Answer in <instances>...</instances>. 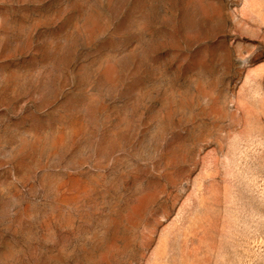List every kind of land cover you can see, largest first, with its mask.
<instances>
[{
  "label": "rangeland",
  "instance_id": "rangeland-1",
  "mask_svg": "<svg viewBox=\"0 0 264 264\" xmlns=\"http://www.w3.org/2000/svg\"><path fill=\"white\" fill-rule=\"evenodd\" d=\"M0 264H264V0H0Z\"/></svg>",
  "mask_w": 264,
  "mask_h": 264
}]
</instances>
